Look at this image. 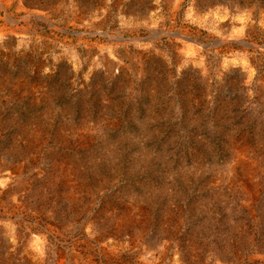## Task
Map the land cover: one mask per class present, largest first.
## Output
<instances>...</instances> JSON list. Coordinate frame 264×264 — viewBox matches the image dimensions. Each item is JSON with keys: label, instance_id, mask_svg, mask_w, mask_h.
I'll use <instances>...</instances> for the list:
<instances>
[{"label": "rangeland", "instance_id": "1", "mask_svg": "<svg viewBox=\"0 0 264 264\" xmlns=\"http://www.w3.org/2000/svg\"><path fill=\"white\" fill-rule=\"evenodd\" d=\"M0 264H264V0H0Z\"/></svg>", "mask_w": 264, "mask_h": 264}]
</instances>
